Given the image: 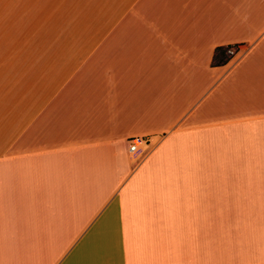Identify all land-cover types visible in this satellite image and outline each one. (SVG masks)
<instances>
[{
  "label": "crops",
  "instance_id": "obj_1",
  "mask_svg": "<svg viewBox=\"0 0 264 264\" xmlns=\"http://www.w3.org/2000/svg\"><path fill=\"white\" fill-rule=\"evenodd\" d=\"M0 264H264V0H0Z\"/></svg>",
  "mask_w": 264,
  "mask_h": 264
},
{
  "label": "built area",
  "instance_id": "obj_2",
  "mask_svg": "<svg viewBox=\"0 0 264 264\" xmlns=\"http://www.w3.org/2000/svg\"><path fill=\"white\" fill-rule=\"evenodd\" d=\"M226 55L228 58H233L236 55V48L227 47ZM150 141L141 138H135L130 141V152L131 154L137 155L142 158L148 151Z\"/></svg>",
  "mask_w": 264,
  "mask_h": 264
},
{
  "label": "trees",
  "instance_id": "obj_3",
  "mask_svg": "<svg viewBox=\"0 0 264 264\" xmlns=\"http://www.w3.org/2000/svg\"><path fill=\"white\" fill-rule=\"evenodd\" d=\"M230 58L226 55V48H218L214 56V64L217 66L225 65L229 62Z\"/></svg>",
  "mask_w": 264,
  "mask_h": 264
}]
</instances>
